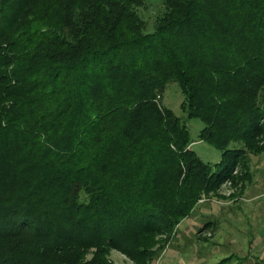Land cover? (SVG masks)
<instances>
[{
    "label": "trees",
    "instance_id": "trees-1",
    "mask_svg": "<svg viewBox=\"0 0 264 264\" xmlns=\"http://www.w3.org/2000/svg\"><path fill=\"white\" fill-rule=\"evenodd\" d=\"M162 3L146 32L143 0H0V264L140 258L206 187L241 162L249 176L241 157L264 135V0ZM170 83L221 152L214 165L159 102Z\"/></svg>",
    "mask_w": 264,
    "mask_h": 264
},
{
    "label": "rangeland",
    "instance_id": "rangeland-1",
    "mask_svg": "<svg viewBox=\"0 0 264 264\" xmlns=\"http://www.w3.org/2000/svg\"><path fill=\"white\" fill-rule=\"evenodd\" d=\"M163 9L162 0H143L138 14L145 23L146 32L153 31L156 19ZM159 102L179 117L187 128L191 141L187 147L192 148L203 162L210 165L217 163L221 152L207 141L201 140L204 121L186 116L182 108L183 95L178 85L168 84ZM262 121L263 119L259 120ZM254 138L258 145L254 146V150L249 146L246 157H241V161L244 158L247 161L249 176L244 172L245 166L240 161L234 169H228V176L206 187L192 210L171 232L159 227L151 239L146 238L147 241L143 242L146 247L144 255L135 258L130 253L109 249L106 255L108 262L264 264V135L259 133ZM143 142L149 143V140L138 139V149L143 148ZM128 147L131 148V144ZM233 147L242 148L232 144L226 146ZM118 157L120 156L112 159L116 162ZM91 256L90 253L87 254L84 260H90Z\"/></svg>",
    "mask_w": 264,
    "mask_h": 264
}]
</instances>
